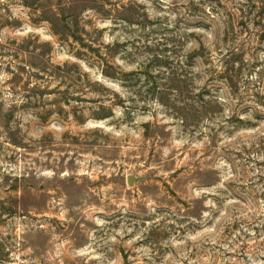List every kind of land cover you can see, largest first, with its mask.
<instances>
[{
  "label": "clouds",
  "instance_id": "9594fccd",
  "mask_svg": "<svg viewBox=\"0 0 264 264\" xmlns=\"http://www.w3.org/2000/svg\"><path fill=\"white\" fill-rule=\"evenodd\" d=\"M38 3L0 0V264H264V0Z\"/></svg>",
  "mask_w": 264,
  "mask_h": 264
},
{
  "label": "rangeland",
  "instance_id": "374dc122",
  "mask_svg": "<svg viewBox=\"0 0 264 264\" xmlns=\"http://www.w3.org/2000/svg\"><path fill=\"white\" fill-rule=\"evenodd\" d=\"M31 3L34 6L43 7V5H40L38 3V0H31ZM78 6L79 5H74L73 8L68 9V15L65 17H62V19L60 21H55V20L53 21L55 26H56L57 31L59 33H61L62 38L64 37L65 34H67V35H72L74 40L79 39V37L76 35V33L68 27L69 21L75 20L76 8ZM121 7H124V5H121ZM126 12H127L126 19H128L130 22L137 20L139 12H138V9L136 6L129 5L128 8L126 9ZM77 31H78V29H77ZM57 59L61 60V62H63L64 60L67 59V54H61V56H58ZM6 71H10V70H6ZM129 79H130V83H131L133 78L130 77ZM129 178L132 179V184L136 183L135 177H129ZM131 185H129V187H131ZM12 190H15V186L13 187ZM13 203H15V202H13ZM43 204H44V198L43 197H40L39 200H37L36 198L30 196L27 192L25 193V198L21 202L22 207L32 206V207H35L37 210L41 209L43 207ZM122 256H124V258L127 259V256L124 255L123 253H122ZM89 264H90V262H89Z\"/></svg>",
  "mask_w": 264,
  "mask_h": 264
},
{
  "label": "water",
  "instance_id": "95a60500",
  "mask_svg": "<svg viewBox=\"0 0 264 264\" xmlns=\"http://www.w3.org/2000/svg\"><path fill=\"white\" fill-rule=\"evenodd\" d=\"M132 184V179L131 178H129V185H131Z\"/></svg>",
  "mask_w": 264,
  "mask_h": 264
}]
</instances>
